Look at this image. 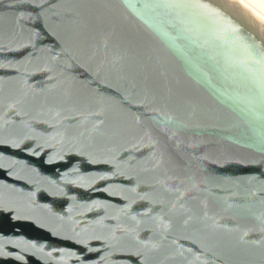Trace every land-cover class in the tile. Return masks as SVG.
Masks as SVG:
<instances>
[{
	"label": "water",
	"instance_id": "1",
	"mask_svg": "<svg viewBox=\"0 0 264 264\" xmlns=\"http://www.w3.org/2000/svg\"><path fill=\"white\" fill-rule=\"evenodd\" d=\"M0 264H264V21L0 0Z\"/></svg>",
	"mask_w": 264,
	"mask_h": 264
},
{
	"label": "bare ground",
	"instance_id": "2",
	"mask_svg": "<svg viewBox=\"0 0 264 264\" xmlns=\"http://www.w3.org/2000/svg\"><path fill=\"white\" fill-rule=\"evenodd\" d=\"M252 15L264 21V0H235Z\"/></svg>",
	"mask_w": 264,
	"mask_h": 264
}]
</instances>
